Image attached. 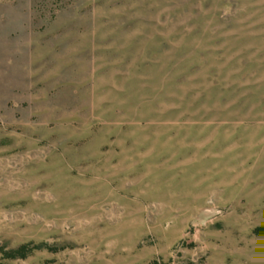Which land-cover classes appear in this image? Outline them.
I'll list each match as a JSON object with an SVG mask.
<instances>
[{
	"label": "rangeland",
	"instance_id": "374dc122",
	"mask_svg": "<svg viewBox=\"0 0 264 264\" xmlns=\"http://www.w3.org/2000/svg\"><path fill=\"white\" fill-rule=\"evenodd\" d=\"M0 264H264V0H0Z\"/></svg>",
	"mask_w": 264,
	"mask_h": 264
}]
</instances>
